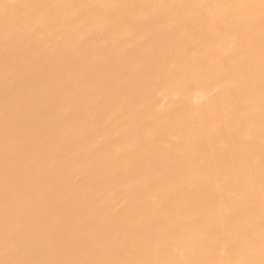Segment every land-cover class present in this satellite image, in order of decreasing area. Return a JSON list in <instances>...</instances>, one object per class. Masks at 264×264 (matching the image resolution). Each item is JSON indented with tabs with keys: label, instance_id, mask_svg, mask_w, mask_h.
Returning a JSON list of instances; mask_svg holds the SVG:
<instances>
[{
	"label": "bare ground",
	"instance_id": "6f19581e",
	"mask_svg": "<svg viewBox=\"0 0 264 264\" xmlns=\"http://www.w3.org/2000/svg\"><path fill=\"white\" fill-rule=\"evenodd\" d=\"M10 46L0 164L20 159L5 138H26L25 113L54 146L0 167V264H264V0H0ZM56 55L79 60L50 74Z\"/></svg>",
	"mask_w": 264,
	"mask_h": 264
},
{
	"label": "rangeland",
	"instance_id": "374dc122",
	"mask_svg": "<svg viewBox=\"0 0 264 264\" xmlns=\"http://www.w3.org/2000/svg\"><path fill=\"white\" fill-rule=\"evenodd\" d=\"M198 15H199L198 13L194 15V16H195V19H196V16H198ZM198 17H199V16H198ZM197 31H198V32H199V31H202V29H199V30H197ZM178 34H180V33H178ZM184 48H185V49H184ZM184 48H183L182 50H186L187 47L185 46ZM13 49H14V48H13V47L11 48V46H10V49L8 48V49H7L8 51H6L5 54L0 55V67H2V65H5L6 63H9L10 61H11V62H16V60L19 59V58H17L16 56H18V55L20 54V53L18 52V51H20V48H18V50L15 49V51H14ZM16 50H17V51H16ZM93 51L95 52L96 50L94 49ZM14 52H15V54H16V53H17V54L15 55ZM18 53H19V54H18ZM60 53H61V52H60ZM56 54H57V53H56ZM58 54H59V53H58ZM61 54H62V53H61ZM73 54H74V55H75V54H78V56L80 57V53H79V52H76V53H73ZM125 54H126V53H125ZM125 54L123 55V57H126V59L128 58L129 60H130V58L127 57V56H130L131 58H133V56H134V54H133V53H130V52H127V56H125ZM13 55H14V56H13ZM21 55H22V54H21ZM21 55H19L18 57H23V55H25V54L23 53V55H22V56H21ZM62 55H63V54H62ZM69 55H71V54H69ZM69 55H68V56H69ZM54 56H55V55H54ZM57 56H58V55H56V57H57ZM78 56H77V57H78ZM63 57H65V56H62L61 59H62ZM66 57H67V56H66ZM69 57H70L69 61H67L68 59H67V60H66V59H65V60L62 59V61L67 62V63H66L67 65L69 64V62H71L70 64H73V63H74L73 65L76 66V63H77L76 60H77L78 58H76V56H73V55H72L73 59H72L71 56H69ZM13 58H14V59L16 58V59L14 60ZM51 58H52V57H50V58H48V59H51ZM54 58H55V57H54ZM58 58H59V57H57L56 59H58ZM41 59H42V58H41ZM128 59H127V60H128ZM12 60H13V61H12ZM38 60H39L38 57L35 58V61H36V62H34V65H33L34 67L38 64V63H37ZM53 60H55V59H52V61H53ZM58 60H59V61L57 62L58 64L55 63V64H57L56 66H58L60 63H63L62 61H60V59H58ZM78 60H79V59H78ZM78 60H77V61H78ZM129 60H128V61H129ZM7 61H8V62H7ZM39 61H40V60H39ZM46 61H48V60H46ZM55 61H57V60H55ZM73 61H75V62H73ZM93 61H94V60H93ZM93 61H92V62H93ZM11 62H10V63H11ZM43 62H44V61H42L41 63L43 64ZM65 62H64V63H65ZM4 63H5V64H4ZM45 63H46V62H45ZM50 63H51V61H50ZM50 63H46V64H44L45 66L47 65L49 68L52 66L51 69H48V67L46 66V67H47L46 70L50 71V74H51V71L53 70L52 68H54V69L56 68L54 71H52V73H53V72H55V71H59V70L61 69L62 66H63V68H65V67H66V68H69V67L72 66V65H70V66H68V67H67V66L64 67L65 64L63 63L61 66L58 67V70H57V67H55L54 61L52 62V65H50ZM89 63H91V61H90ZM53 64H54V65H53ZM91 64H92V65H95L94 62L91 63ZM44 65H42V66H44ZM89 65H90V64H89ZM92 65H91V66H92ZM127 65H128V68H129V64H127ZM37 66H38V65H37ZM37 66H36V68H37ZM39 66H40V63H39ZM75 66H73V68H74ZM89 67H90V66H88L86 70H88ZM126 67H127V66H126ZM126 67H125V69H128V68H126ZM44 68H45V67H44ZM59 68H60V69H59ZM63 68H62V69H63ZM38 69H41V67H39ZM42 69H43V67H42ZM94 69H95L94 66H93L92 68L90 67V69H89L90 71L88 70V72L91 73V74H89V75H93L94 72L96 73V70H94ZM113 69H114V68H113ZM46 70L43 69L44 72H47ZM106 70H107V71H106ZM108 70H110V73H112V72H111V70H112L111 67H109L108 69L106 68V69H105V71H106L105 73H108ZM43 71H42V72H43ZM113 71H114L113 73H114L115 75H116V72H120V73H119L120 76H121V74H122L121 70H117V71L113 70ZM44 72H43V73H44ZM86 72H87V71H86ZM27 74H30V73H27ZM50 74H48V75H47V74H44V75H47L46 77H44V75H42V74H40V75H41V78H42V76H43V79L46 78V80H47V77L49 76V77H48L49 80H47V83H50V81L52 80V79H51L52 77L50 78V76H51ZM87 74H88V73H87ZM52 75H53V74H52ZM27 76H29V75H27ZM27 76L25 75V77H27ZM38 76H39V75H38ZM38 76H37V77H38ZM118 76H119V75H118ZM22 77H23V76H20V77L18 78V76H17L16 78H14V84H15L17 87H20L21 85H24L23 83H25V79H26V78L23 77V79L25 78V79H24V82H23V80H19V79H21ZM41 78H39L40 80H38V81H39V86H41V84H42V86L44 87L45 85H43V84H44L45 82H43V81H42L43 79H41ZM16 79H17L18 81H20V83L18 82V85L20 84L19 86L17 85V81H16ZM37 79H38V78H37ZM71 79H72V78L69 77V78L67 79V81H66V84L68 83V86H69V85H70V86L72 85V86H71L72 89H70V87H69V89H68L69 91H70V90L73 91V84H71V82H72L73 79H72V80H71ZM21 81H22V82H21ZM38 81H37V82H38ZM44 81H45V80H44ZM41 82H42V83H41ZM73 82H74V81H73ZM40 83H41V84H40ZM45 84H46V83H45ZM46 85H47V84H46ZM74 85H75V83H74ZM68 86H67V87H68ZM147 86H148V85H147ZM45 87H47V86H45ZM48 87H49V84H48ZM63 88H64V87H62L61 89H63ZM61 89H60V91H59L56 95H54V96H53L52 94L49 95V97H51V98H52V97H56V98H53V105H55V106H56V105H60V104H62V103L65 101V99H67V97H69L68 94H67V96H66L65 93H63V92H64V91H63L64 89L62 90L63 92L61 91ZM71 91H70V92H71ZM70 92L66 91V93H69V94H70ZM118 92H120V91H118ZM43 93H44V92H42V94H43ZM46 93H47V92H46ZM46 95H47V96H46ZM64 95H65L66 97H63ZM45 96H46V98H47V97H48V94H45V93H44V98H45ZM41 97H43V96L41 95ZM63 99H64V101H63ZM60 101H61V103L58 104ZM62 101H63V102H62ZM19 106H20V105H19ZM42 107H43V106H42ZM42 107L40 108V109H42V110H43L44 107H45V109L48 108V107H46L45 105H44L43 108H42ZM2 113H3V114H2ZM5 113H7V112H5ZM5 113H4V112H1V113H0V115L2 116V118H7V117H8V114H5ZM26 115H27V117H26ZM29 115H31V113H29V114H28V113H25V114H24V120H22V125H23V126H21V131L24 130V131H23L24 134H23V133H22V134H23V137L25 136L26 138L24 137L25 139H20V141H19V145H18V143L16 144L17 141H15V140H16L15 138H14L13 140L11 139L12 143L9 141V138H11V136H10L9 134H6V135L9 136V137L5 138L6 140H8V141H7V143H8L7 145H10V147L7 146V147H8V149H6L7 151H8V150H11V149H14V148H15V149H19V151H20V153H19V151H18V153H19L18 155H20V159H19V157H17L16 160H15V162H13V161L11 160V161H12V164H16L17 166L21 164V161H19V160L24 159V158L27 159V158H29V157L32 156L33 151H31V152H32V153H31V152L29 151V149H27V148L25 149V148H24L23 144H24L25 142H27V141H28V142L32 141L31 143H32V144L34 143V144L36 145L35 142L38 141V142H37V146H38V143H39V145H40V143H41V145H40L39 148H44V146H45V149H46V150H51V149L53 148V146H54V143H53V142H50V141H49L50 146L48 145V144H49L48 142H43V143H42V142H39V141H41V140H39V138L43 139V138L45 137V135H47L48 131H49L50 128H51V124H50V123H45V124L42 126V127H43V128H42V132H40V130H39L37 133L33 134V136H32L31 133L29 132V127H30V125H29L28 123H29V122L32 123V121H33V120H32L33 117H32V115H31V116H29ZM28 116H29V117H28ZM26 118L29 120L28 122H27V119H26ZM25 119H26V121H25ZM23 121H24L25 123H27V124H24ZM31 123H30V124H31ZM27 125H28L29 127H27ZM40 129H41V128H40ZM43 129H45L44 133H43ZM48 129H49V130H48ZM77 129H78V128L74 127V128H69V129H67V130L69 131V132H68L69 134H70L71 131H72L71 134H74V133L77 131ZM74 130H75V131H74ZM39 132H40V134H39ZM46 132H47V133H46ZM45 133H46V134H45ZM37 134H38L39 136H40V135L42 136L43 134H44V135H43V137H41V136L39 137ZM0 135H3V134L1 133ZM34 135H35L36 137H34ZM27 136L30 137V140L27 139V138H28ZM31 136H32V137H31ZM3 137H4V135L2 136V138H1V136H0V138H1L0 141H2V143H3V142L6 143V141L3 140ZM5 137H6V136H5ZM36 138H37V139H36ZM26 139H27V140H26ZM32 139H34L35 142H34ZM23 140H24V142H23ZM20 142H22V143H20ZM0 143H1V142H0ZM2 143H1V144H2ZM4 143H3V144H4ZM45 143H46V144L48 143L47 146H46ZM43 144H45V145L43 146ZM51 144H53V145H51ZM41 146H42V147H41ZM4 147H6V144L4 145ZM1 148L3 149V147H1ZM9 148H10V149H9ZM37 148H38V147H37ZM4 149H5V148H4ZM21 151H22V152H21ZM22 156H25V157H22ZM17 159H18V160H17ZM6 160H8V159H6ZM2 161H3V160H2ZM8 161L10 162V159H9ZM8 161H5V160H4V161L2 162V164H0V167L2 166V168H4V167L6 168V169H4V171H5V170H8L9 168H11V167L13 166L12 164H9ZM10 166H11V167H10ZM2 171H3V169H2ZM9 179H10V177H6V178H5V180H9ZM32 179H33V180H32ZM32 179H30V180L27 182L28 185H29V183L31 184V180H32V182H33L32 184L35 183L34 186H32V187H37V186L40 185L39 181H38L36 178L33 177ZM36 184H37V185H36ZM29 187H30V185H29ZM52 197H54V196L51 195V198H52ZM23 199H24V202H23ZM25 199H26V194L23 196V198H22V200H21V205H20V207H23V208H24L25 203H26V200H25ZM48 199H49V200H47V198H46V201H48L49 203L52 204L53 201H54V200H53L54 198L50 199V197H48ZM50 200H51V201H50ZM76 205H78V204H74V205L72 206V208L70 207L71 210H69L70 208H68V211H69V212L64 211V212H65L64 215H65L66 213H67V214H68V213H72V214H75V213H76V214H77L78 211H81L80 209H82V208L78 207L79 205H78V206H76ZM100 206H101V205H100ZM100 206H98V207H100ZM102 207H103V206H102ZM76 208H78V210H76ZM79 208H80V209H79ZM46 210H47V211H46ZM62 210H63V209H62ZM66 210H67V209H66ZM37 211H38V212H37L36 214H37L38 216H41V215H42V216H45V215H50V214H54V213H59V214H61V213L63 212V211H61V209H55V208L42 209V210L39 209V210H37ZM45 211H46V212H45ZM57 211H59V212H57ZM43 214H44V215H43ZM67 214H66V215H67ZM42 216H41V217H42ZM69 221H70V220H69ZM102 222H103V221H102ZM70 223H71V221H70V222H67V228H68V229H67V231L63 232L65 235H67V238L75 237L76 235L74 234V231L77 232V229H76V228L78 227L79 230H80V229H81L80 227H82V224H79V225H80V226H79L77 223L74 224V222H73V225L70 227V225L72 224V223H71V224H70ZM103 223H105V222H103ZM65 224H66V221H65ZM75 225H76L77 227H74ZM69 227L71 228V230H69ZM72 227L75 228V230H73ZM79 230H78V234H77V233H76V234H77V238H78V236L80 237V238H79L80 241L84 242L86 239L88 240V239H90V238H93V241L95 240L94 237H91L92 235H90V236L87 235V236H89L88 238L86 237V235L83 236V234H81V233L79 232ZM68 232H69V233H68ZM70 232H72V233H70ZM63 233H62V235L64 236ZM68 234H70V235H69L70 237L68 236ZM80 234H81L82 236H80ZM62 235H61V233H58V234H56V235H53L52 238H53V240H56V241H57L58 239H60V238L63 237ZM64 238H66V236H64ZM77 238L75 237V239H77ZM81 238H85V239L83 240V239H81ZM79 240H77V241L80 242ZM93 241H92V239H90L89 242H93ZM82 242H81V243H82ZM85 242H86V241H85ZM87 242H88V241H87ZM52 248H53V249H51V250L53 251V250H54V247H52ZM51 250H50V251H51ZM72 251H73V250H69V251H67V252H68V253H67V256H68L69 259L72 258V260H73V259H75V258H74V252H75V251H73V253H72ZM69 253H70V255H69ZM76 254H78V255H77L78 257L81 255V253H79V252H77ZM76 254H75V255H76ZM72 256H73V257H72ZM77 256H75L76 259H81V257L77 258ZM81 256H82L83 258L85 257V256H83V254H82Z\"/></svg>",
	"mask_w": 264,
	"mask_h": 264
}]
</instances>
